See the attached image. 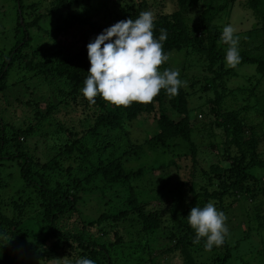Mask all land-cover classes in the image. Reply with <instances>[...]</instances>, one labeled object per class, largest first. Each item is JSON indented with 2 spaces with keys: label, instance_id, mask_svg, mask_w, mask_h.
<instances>
[{
  "label": "trees",
  "instance_id": "16d2710c",
  "mask_svg": "<svg viewBox=\"0 0 264 264\" xmlns=\"http://www.w3.org/2000/svg\"><path fill=\"white\" fill-rule=\"evenodd\" d=\"M92 1L98 0H52L46 16L62 11L65 14L55 20L51 29L39 25L43 18L38 13L39 3L12 0L13 4L7 5L15 10L16 27L0 31L7 40L0 50V191L9 186L13 196L4 210L0 207V264H33L35 257L53 261L60 254L71 264L79 258L91 259L95 264H163L160 257L175 254L181 257V264H230L238 260L240 250L242 255L251 254L245 247L233 245L228 237L211 251L205 250L204 239L193 244L195 232L187 215L192 207L202 208L209 201L225 213L238 202L251 203L252 215L244 213L247 231L252 232L249 223L254 222L255 227L256 220L264 236V214H260L264 200L255 205L257 198H264V150H260L264 142V0H243L241 4L253 15L256 28L242 35L241 62L235 68L226 67L228 45L220 42L226 25L219 20L240 0H175L176 10L155 18L154 35L158 38L161 28L168 33L164 51L170 59L161 71L178 56L185 59L179 64L180 70H188L187 51L203 59L202 71L207 75L202 80L193 79L189 85L192 88L199 84L198 92L213 95L211 107L195 132L202 134L201 142L192 139L196 118L187 108L190 95L186 87L172 97L161 90L152 103L134 102L126 108L106 103L100 96L95 104H89L83 97L81 89L90 68L87 44L108 28L92 20L84 4ZM77 6L82 10L78 11ZM132 9L131 5L122 6L112 19L116 23L136 19L139 13L132 15ZM193 10L197 16L190 20ZM31 29L41 35L33 34ZM35 41L40 42L34 44ZM240 67L255 69V82L247 89L255 105L237 107L226 101L234 104L239 96L241 101L242 96L246 97V89L226 88L228 77H234V69ZM12 74L16 80L9 83ZM182 77L179 78L184 81ZM28 80L47 88L41 94L30 92L31 102L24 103L36 106V121L25 128L15 127L5 116V99L9 105L6 92L14 87L27 91ZM40 103H46L42 111ZM167 103L181 115L179 122L167 116ZM71 105L86 107L82 112L85 117L80 120L83 132L53 130L46 135L49 157L40 160L26 144L28 136L41 127L40 121ZM252 109L253 117L248 113ZM155 110L159 111L158 132L147 137L145 143L160 175L174 182L166 191L160 183L158 193L151 189L157 185L156 179L150 183L144 179L147 174L151 178V172H147V162H141L139 147L132 144L121 149L117 144L125 137L130 122ZM115 132L119 135L115 136ZM204 139L216 152L214 162L198 160L197 145L204 144ZM175 140L184 146L178 152ZM209 156L211 152L206 154ZM9 169L12 173L5 174ZM93 191L96 202L91 196ZM153 201L159 204L156 210L148 207ZM163 202L167 203L164 214ZM94 203L97 209H92ZM88 205L87 210H94L96 218L84 215L83 208ZM125 226L136 230L124 231ZM13 238L26 253L21 261L12 256ZM262 246L256 254L264 258Z\"/></svg>",
  "mask_w": 264,
  "mask_h": 264
},
{
  "label": "rangeland",
  "instance_id": "374dc122",
  "mask_svg": "<svg viewBox=\"0 0 264 264\" xmlns=\"http://www.w3.org/2000/svg\"><path fill=\"white\" fill-rule=\"evenodd\" d=\"M52 0H24V4L28 3H35L40 4V9L38 10V13H40L43 18L40 21L39 25L42 29H51L53 28L55 20L60 19L64 14L65 11H62L60 13H52L51 16H46L48 11V6L50 5ZM241 2V3H240ZM242 2L243 0H240L239 2L235 3L233 8L228 12L227 14L223 15L221 19L219 20L223 25L231 24L236 29V34L240 37L242 35H246L248 31L254 30L256 28V22L254 20L253 15L245 9H242ZM11 3L13 4L12 0H0V31L3 29L4 31L13 30L16 27V19H15V10L12 7H8L7 5ZM85 8H89L90 13L92 14V20L100 22L108 27L114 25L116 21L112 19L113 15L118 11L122 6L131 5L133 9L131 10L132 15H137V12L140 13L142 11H152L154 13V16L156 18L157 15L161 14H169L172 13L174 10H176V4L175 0H98V1H92L91 3L87 4L86 2ZM78 7V6H77ZM90 8H94L90 9ZM84 9V8H83ZM140 9V10H139ZM78 11H81L82 9L80 7L77 8ZM195 15L197 16V11L193 10L189 13V19L192 20V18H195ZM30 22V21H29ZM31 32L33 34H36L37 36L41 35L40 32L35 31V29H31ZM11 34H7V36H10ZM3 36L0 32V50L2 51L3 43L5 44L6 41L3 40ZM10 39V37L8 38ZM45 40V39H44ZM40 42V41H39ZM38 41H35L34 44L39 43ZM9 45H7V48ZM5 51V50H4ZM188 54L191 56H188L189 59V69H181V66L179 65L181 61L185 59H181V56L173 57L170 60V64L167 68H173L178 69L180 72V77L182 75H186V77H182L184 81L187 82L186 89L189 92L190 97H188V109L192 110L195 115H192L193 118H196V123L192 125L193 130L191 131L195 142V138L198 139L200 142V138L202 136L199 134H195L196 130H199L200 128V122L204 119V113L207 112V109L211 107V104L209 103L210 100H213L212 93L208 91H202V93L198 92L199 84L194 87H190L189 85L192 84L193 79L197 80L204 78L207 74L202 71L203 65L202 60L200 59V56L198 54H195L193 52L187 51ZM195 64H197L196 67ZM193 65V67H192ZM227 67V66H226ZM228 68V67H227ZM254 67H240L238 69H234V72L236 75L234 77H228V80L226 82V88L227 91H235L237 89H246V97L245 95L244 100L241 101V96L238 97L236 103H232L229 100H226L231 104V106H237L241 107L244 105H255L254 100L249 98V89L252 84L255 82V79L257 76L254 72ZM16 80L15 76L12 74L10 77V82H14ZM26 83L29 86V89L23 90L20 87H14L12 90H8L6 92L7 100L9 101V105L6 106V99L4 100L5 105V116L7 119L12 122L13 126L15 127H21L25 128L27 124L33 123L36 121L34 119L33 115H35L36 111L34 110V107L36 106H29L25 105L24 103L31 102L32 97H30V92L33 94H41L42 92H45L46 86H37V83L34 80H28ZM202 84V83H201ZM191 88V89H190ZM23 90L21 92V90ZM264 90V85L261 88ZM231 97H229L230 99ZM1 101V97H0ZM3 102V101H1ZM40 105V106H39ZM37 104L39 106V111H42L45 108L46 103H40ZM167 109V116L171 119H173L175 122H179L182 117L181 115H177L174 110L170 108L168 103L166 104ZM33 108V109H32ZM86 107L80 106H74L71 105L68 108H60L57 112L54 111L50 118H47L43 121H40L41 127L36 128L35 132H32L30 136H28V139L26 140V144L30 146V149L32 150V153L36 155L40 160L44 157H49L47 153V146L48 142L46 140V135H49L53 132V130H59L68 128L70 130L75 129L79 133L83 132L84 128L80 127L81 123L80 120L85 117V113H82L83 110ZM251 117L255 115V110L252 109L250 112H248ZM159 111L155 110L151 114L142 115L140 116L137 121H134L133 123L128 124V128L125 129L126 135L125 137L122 136V139L118 141V148H127V146H137L136 149L139 147L138 155L141 156V162H147V172H151V178H148V174L146 175L147 178H144L148 183H150L153 179H156L157 185L154 187L152 186L151 189L155 193H158V186L161 183V186H163L164 191L169 189L170 185H172L174 182L172 180H167L166 176L160 175L161 170L156 168V163L151 159V149L148 147L147 143H145L147 137H152L158 132L157 128V118H158ZM61 125V127H58V125ZM115 136L119 135V132L113 133ZM105 136V135H104ZM204 144L200 143L198 144V160L201 161L202 158H205L207 162H214V154L216 153L215 150H212L209 146L206 145V140L204 139ZM174 143H176L175 150L178 152L179 150L183 149V145L181 141L175 140ZM47 149V150H46ZM264 150V142H261L260 144V150ZM211 152V156L206 157V154H209ZM52 154V153H51ZM50 154V155H51ZM134 167H131L132 169ZM7 172H11L12 170L9 169L6 170L5 174ZM4 180L8 183L7 177L4 175ZM149 180V181H148ZM6 184V183H5ZM14 188H18V184L15 185ZM15 189V190H16ZM113 191H111L110 194ZM91 194L92 199L95 201L94 197H96V193L94 191ZM13 191L9 186H6L5 189H1L0 191V207L4 210L5 205L8 202V200L13 196ZM169 196V195H168ZM170 196L172 194L170 193ZM146 198L149 197V195H145ZM174 197V195H173ZM264 200V198L259 197L255 200V205H258L260 201ZM96 202V201H95ZM163 210V214L166 213L165 209L167 208V203L163 202L160 203ZM95 208L92 207V209H97L96 203H94ZM158 202L154 201L149 203L148 207H152L151 209L156 210L155 207H158ZM242 205V206H241ZM253 206L251 203L244 204L243 202H238L233 208L228 210L225 214L228 217L227 219V226L229 228V235L228 240L232 242L233 245L239 246V248L244 247L248 249L251 254L248 255H242V251L240 250L238 253V260L233 259L230 264H243L242 261H248L249 264H264V258L262 256H258L256 254L257 252L262 251L263 244H264V236L261 235L262 227H260L258 224H256L255 220V227L253 226V223H249L251 227H253L252 232H248V225H247V219L245 218L244 213H247L249 215H252V210L249 209V207ZM90 205H88L86 208H83V212L85 216H93L96 218L98 215L94 214V210H87ZM261 215L264 214V209L260 213ZM135 227V226H134ZM134 231L136 229H133L132 227L125 226L124 231ZM136 228V227H135ZM26 241V240H25ZM165 241V240H164ZM13 248H15L14 252H12V256L15 259L23 260L25 258V251L21 248L18 244V240H15L13 238ZM167 243V242H166ZM27 248V247H26ZM159 248H156L155 251L157 252ZM237 256V257H238ZM67 258L63 255H58L56 260L53 261H44L40 259L39 257L34 258L33 264H65V261ZM160 262L163 264H181L182 259L178 254L171 255L169 257H160Z\"/></svg>",
  "mask_w": 264,
  "mask_h": 264
},
{
  "label": "clouds",
  "instance_id": "9594fccd",
  "mask_svg": "<svg viewBox=\"0 0 264 264\" xmlns=\"http://www.w3.org/2000/svg\"><path fill=\"white\" fill-rule=\"evenodd\" d=\"M154 29V13L142 11L136 19L121 20L104 29L87 44L90 68L81 92L89 104H95L100 96L116 107H130L134 102L147 105L161 90L172 97L187 86L179 78L178 69L160 70L170 59V54L164 51L168 33L161 28L157 38ZM239 41L231 24L223 27L220 42L228 45L224 58L228 68H235L241 62ZM227 219L212 201L202 208L192 207L187 222L195 232L193 244L198 245L204 239L206 251L222 246L229 235ZM65 264L71 261L66 260ZM75 264H95V261L79 258Z\"/></svg>",
  "mask_w": 264,
  "mask_h": 264
}]
</instances>
